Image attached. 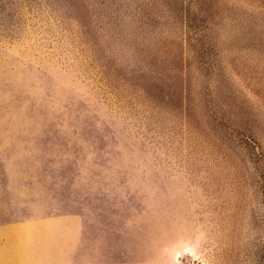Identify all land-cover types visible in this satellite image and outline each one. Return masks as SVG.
<instances>
[{"label": "rangeland", "instance_id": "374dc122", "mask_svg": "<svg viewBox=\"0 0 264 264\" xmlns=\"http://www.w3.org/2000/svg\"><path fill=\"white\" fill-rule=\"evenodd\" d=\"M0 264H264V0H0Z\"/></svg>", "mask_w": 264, "mask_h": 264}]
</instances>
